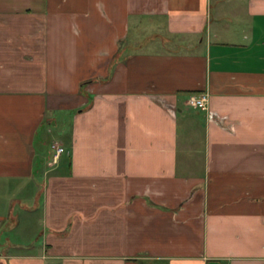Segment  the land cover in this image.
Listing matches in <instances>:
<instances>
[{
	"label": "crops",
	"instance_id": "crops-1",
	"mask_svg": "<svg viewBox=\"0 0 264 264\" xmlns=\"http://www.w3.org/2000/svg\"><path fill=\"white\" fill-rule=\"evenodd\" d=\"M18 200L0 264H264V0H0V231Z\"/></svg>",
	"mask_w": 264,
	"mask_h": 264
},
{
	"label": "rangeland",
	"instance_id": "rangeland-1",
	"mask_svg": "<svg viewBox=\"0 0 264 264\" xmlns=\"http://www.w3.org/2000/svg\"><path fill=\"white\" fill-rule=\"evenodd\" d=\"M56 133L60 132L58 127L54 128ZM58 138V137H56ZM66 139V137H64ZM59 139H63L59 138ZM15 199H20L18 197H15ZM19 201V200H18ZM21 201L17 202L15 204L14 209H15V216L16 218V223L17 225L13 228L10 226L7 227L6 230L0 231V246L2 245L3 248H6L7 251L13 252L15 248L19 247L21 248L23 245H34L37 243V238H38V233L40 230V212L38 211H33L32 214L30 213H24L22 216V211H21ZM32 205V203L30 204ZM27 214V216H26ZM25 216V217H24ZM10 222V220H9ZM27 224L28 226V234L25 233L23 234L22 228H24V225ZM25 245V246H26ZM31 245V246H32ZM30 246V247H31ZM17 252V251H16ZM14 252V253H16Z\"/></svg>",
	"mask_w": 264,
	"mask_h": 264
},
{
	"label": "built area",
	"instance_id": "built-area-1",
	"mask_svg": "<svg viewBox=\"0 0 264 264\" xmlns=\"http://www.w3.org/2000/svg\"><path fill=\"white\" fill-rule=\"evenodd\" d=\"M188 105L194 109L208 111L210 107V95L208 93L193 94L188 98ZM55 154L53 161L58 162L61 156L66 152L63 144H55L53 146Z\"/></svg>",
	"mask_w": 264,
	"mask_h": 264
}]
</instances>
